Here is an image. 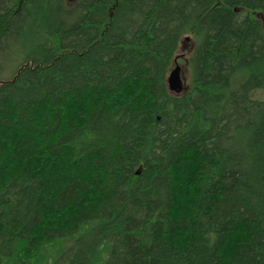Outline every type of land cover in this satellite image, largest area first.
I'll use <instances>...</instances> for the list:
<instances>
[{"label": "trees", "instance_id": "16d2710c", "mask_svg": "<svg viewBox=\"0 0 264 264\" xmlns=\"http://www.w3.org/2000/svg\"><path fill=\"white\" fill-rule=\"evenodd\" d=\"M257 90L264 0H0V264H264Z\"/></svg>", "mask_w": 264, "mask_h": 264}, {"label": "rangeland", "instance_id": "374dc122", "mask_svg": "<svg viewBox=\"0 0 264 264\" xmlns=\"http://www.w3.org/2000/svg\"><path fill=\"white\" fill-rule=\"evenodd\" d=\"M194 47H195L194 40L191 39L187 41V38L181 39L180 48L178 52V58H177V64L181 68V77L184 83V92H186L189 87L190 74L188 70L187 61L191 58ZM175 66L176 64H174L173 68ZM252 98L253 99H264V90H257L256 92L253 93Z\"/></svg>", "mask_w": 264, "mask_h": 264}, {"label": "water", "instance_id": "95a60500", "mask_svg": "<svg viewBox=\"0 0 264 264\" xmlns=\"http://www.w3.org/2000/svg\"><path fill=\"white\" fill-rule=\"evenodd\" d=\"M70 2H76L78 0H68ZM189 41V37L187 38ZM177 63V60H175ZM168 89L170 92L175 93L177 95L181 94L184 90V84L181 77V68L176 64L175 68L171 70L168 79H167Z\"/></svg>", "mask_w": 264, "mask_h": 264}]
</instances>
